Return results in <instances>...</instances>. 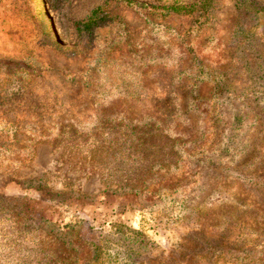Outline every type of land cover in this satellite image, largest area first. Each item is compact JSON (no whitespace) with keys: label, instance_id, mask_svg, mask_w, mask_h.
I'll return each mask as SVG.
<instances>
[{"label":"rangeland","instance_id":"374dc122","mask_svg":"<svg viewBox=\"0 0 264 264\" xmlns=\"http://www.w3.org/2000/svg\"><path fill=\"white\" fill-rule=\"evenodd\" d=\"M0 264H264V0H0Z\"/></svg>","mask_w":264,"mask_h":264},{"label":"trees","instance_id":"16d2710c","mask_svg":"<svg viewBox=\"0 0 264 264\" xmlns=\"http://www.w3.org/2000/svg\"><path fill=\"white\" fill-rule=\"evenodd\" d=\"M190 44L188 43H184L182 41H176V42H162L161 44V56L165 57L163 60L160 61H155L154 58L149 56V58L147 60H145V64H149L152 65L154 63H158V62H164L166 63L167 60L166 59H171V60H175V63L178 65V68H180L182 71H184V67H183V63L185 61H183V57L186 58L185 56H187L188 54H191L190 57V68H193L195 62H198V59L194 58V54L196 53L195 50L199 53V51L202 49L198 47V49H196L194 46V48L189 49ZM195 49V50H194ZM152 52L153 51H157V48H151ZM189 50V51H188ZM186 53L185 55L182 56V54ZM195 60H193V59Z\"/></svg>","mask_w":264,"mask_h":264},{"label":"bare ground","instance_id":"6f19581e","mask_svg":"<svg viewBox=\"0 0 264 264\" xmlns=\"http://www.w3.org/2000/svg\"><path fill=\"white\" fill-rule=\"evenodd\" d=\"M41 15V14H40ZM42 16V15H41Z\"/></svg>","mask_w":264,"mask_h":264}]
</instances>
